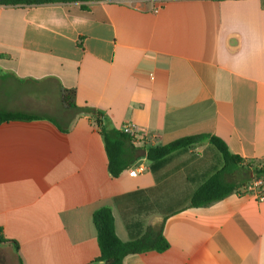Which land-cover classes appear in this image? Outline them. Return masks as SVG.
Wrapping results in <instances>:
<instances>
[{"label": "crops", "instance_id": "1", "mask_svg": "<svg viewBox=\"0 0 264 264\" xmlns=\"http://www.w3.org/2000/svg\"><path fill=\"white\" fill-rule=\"evenodd\" d=\"M68 89L108 126L133 122L142 149L215 135L264 164V0L0 5V110L41 116L0 123V264H99L103 205L122 241L164 218L168 248L122 264H264V200L189 205L223 164L207 137L111 177L94 120L62 103Z\"/></svg>", "mask_w": 264, "mask_h": 264}, {"label": "trees", "instance_id": "2", "mask_svg": "<svg viewBox=\"0 0 264 264\" xmlns=\"http://www.w3.org/2000/svg\"><path fill=\"white\" fill-rule=\"evenodd\" d=\"M95 1L114 0H0V5L31 6L51 3H79L80 7L87 9L89 4ZM61 100L72 115L86 114L94 120L103 139L107 156V170L111 177L118 176L141 157L148 160H158L175 151L187 148L206 137L209 143L220 153L223 164L197 187L190 198V206L204 205L231 192H239L238 190L245 186L251 178L264 177V164L252 165L244 162L239 155L230 152L224 141L215 135H187L164 144L142 149L136 147L132 143L131 137L120 128L108 126L103 111L88 104L78 105L75 102L74 89L64 90ZM38 118H41V116L0 110V123ZM53 123L61 131L66 130L65 125L62 126L55 121ZM237 167L243 168L244 176L236 173L238 171ZM136 193L119 195L114 200L116 203H119L122 199L131 200ZM92 222L96 230V240L99 248V254L95 261L99 264H122L124 257L128 254L150 250L160 252L168 248V241L163 234V217L148 224L143 231L133 234L127 241H122L117 236L114 228V217L109 205H103L95 209L92 213Z\"/></svg>", "mask_w": 264, "mask_h": 264}, {"label": "built area", "instance_id": "3", "mask_svg": "<svg viewBox=\"0 0 264 264\" xmlns=\"http://www.w3.org/2000/svg\"><path fill=\"white\" fill-rule=\"evenodd\" d=\"M120 129L127 133L132 140V143L136 147H142L144 145V138L141 136L139 130L136 125L131 121L124 122ZM138 169H130L129 174L135 175ZM239 193H245L256 200H264V177L259 178H251L245 184V186L241 187Z\"/></svg>", "mask_w": 264, "mask_h": 264}, {"label": "rangeland", "instance_id": "4", "mask_svg": "<svg viewBox=\"0 0 264 264\" xmlns=\"http://www.w3.org/2000/svg\"><path fill=\"white\" fill-rule=\"evenodd\" d=\"M237 173V172H236Z\"/></svg>", "mask_w": 264, "mask_h": 264}]
</instances>
